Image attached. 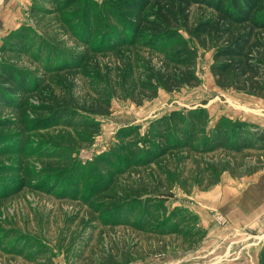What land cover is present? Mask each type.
<instances>
[{"label": "rangeland", "instance_id": "obj_1", "mask_svg": "<svg viewBox=\"0 0 264 264\" xmlns=\"http://www.w3.org/2000/svg\"><path fill=\"white\" fill-rule=\"evenodd\" d=\"M104 3L0 0V70L6 63L26 71L31 86L33 78L44 80L41 94L19 95L24 107L0 104V121L13 122L0 124V136L8 140L0 155V264H260L264 151L183 149L126 171L120 162L142 146L139 140L153 121L172 111L207 109L208 120L198 124L206 131L222 117L264 130V97L220 88L211 72L213 51L199 52L197 86L160 88L142 103L122 99L117 91L109 114H83L89 126L30 130L35 119L48 116L34 107L59 98L61 90L79 105L100 98L83 69L57 75L48 70L50 64L85 54L89 65L112 82L119 80L123 62L91 52L93 45L78 37H87L95 25L91 43L98 45L109 19ZM191 11L193 23L212 14L197 5ZM10 36L23 37L28 52L4 50ZM133 53L159 62L145 49ZM95 81L100 90L103 83ZM132 126H139L138 133L122 138L121 131ZM111 152L114 165L105 156ZM23 181L19 193L2 197ZM72 191L76 199L64 195ZM142 220L144 229L131 224Z\"/></svg>", "mask_w": 264, "mask_h": 264}, {"label": "trees", "instance_id": "obj_2", "mask_svg": "<svg viewBox=\"0 0 264 264\" xmlns=\"http://www.w3.org/2000/svg\"><path fill=\"white\" fill-rule=\"evenodd\" d=\"M194 5L211 10V16L193 23L191 8ZM103 10L109 19L103 24L98 45L91 43L98 30L95 25L91 26L87 37H78L81 42L93 45L91 52L116 56L123 62L118 66L119 80L112 82L107 75L89 65L85 54L74 53L71 61L50 64L48 70L52 69L57 75L83 69L84 77L90 79L93 87L96 86L100 98L90 106L79 105L73 94L68 98L61 90L59 98L34 107L37 111H45L48 116L35 119L30 130L40 131L60 125L70 129L89 126L91 122L83 114H109L110 101L117 96V91H122V99L142 103L155 97L160 88L173 91L197 86L201 79L196 66L202 49L213 51L211 72L220 88L264 97V0H105ZM8 38L9 48L5 45L4 50L28 52L30 49L23 37ZM11 39L17 43L12 44ZM135 48L157 55L159 62L154 64L151 57H133ZM28 75L13 65L1 64L0 104L22 108L24 102L19 95L38 90L42 93L44 80L33 78L31 86ZM95 79L103 83L100 90ZM104 93L107 96L104 95L106 99L102 100ZM208 117L207 109L199 107L172 111L153 121L147 135L139 140L142 146L131 149L129 158L120 160L126 163L123 171L154 164L169 153L183 149L200 154L220 149L231 153L246 149L264 151V130H252L254 125L249 122L226 117L209 131L203 126L198 127ZM12 123L9 119L0 121L4 125ZM138 130L139 126L128 127L121 131V137H129ZM6 141V136H0V155L4 153L3 143ZM113 155L111 152L105 156L114 165ZM105 156L102 159L106 160ZM68 184L75 186L72 182ZM17 185L2 197L19 193L25 187V181ZM36 187L42 188L43 185ZM47 191L51 192L49 188ZM64 195H71L73 199L78 197L73 191ZM146 223L147 220H142L131 224L144 229ZM259 261L264 264V247Z\"/></svg>", "mask_w": 264, "mask_h": 264}, {"label": "crops", "instance_id": "obj_3", "mask_svg": "<svg viewBox=\"0 0 264 264\" xmlns=\"http://www.w3.org/2000/svg\"><path fill=\"white\" fill-rule=\"evenodd\" d=\"M261 177H262V176H261ZM261 177H260V178H261ZM260 178H259V179H260Z\"/></svg>", "mask_w": 264, "mask_h": 264}]
</instances>
